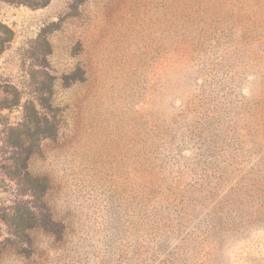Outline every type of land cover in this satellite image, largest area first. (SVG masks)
<instances>
[{"label":"rangeland","instance_id":"rangeland-1","mask_svg":"<svg viewBox=\"0 0 264 264\" xmlns=\"http://www.w3.org/2000/svg\"><path fill=\"white\" fill-rule=\"evenodd\" d=\"M23 1L0 264H264V0Z\"/></svg>","mask_w":264,"mask_h":264},{"label":"trees","instance_id":"trees-1","mask_svg":"<svg viewBox=\"0 0 264 264\" xmlns=\"http://www.w3.org/2000/svg\"><path fill=\"white\" fill-rule=\"evenodd\" d=\"M15 2H17V3H22V2H25V1H23V0H14ZM48 0H43V1H35V2H33V3H28V4H30V5H32V6H38V5H44V4H46V2H47ZM0 27H2V28H6V26L5 25H3V24H0ZM4 141V143H6L7 142V140H3ZM22 167L23 168H27V165H26V163H22ZM27 174V173H26Z\"/></svg>","mask_w":264,"mask_h":264}]
</instances>
